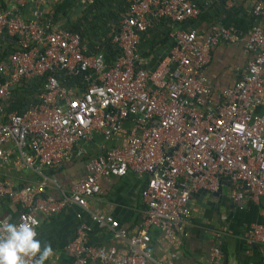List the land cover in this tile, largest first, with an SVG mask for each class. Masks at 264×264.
I'll list each match as a JSON object with an SVG mask.
<instances>
[{
  "label": "built area",
  "instance_id": "2783aa9c",
  "mask_svg": "<svg viewBox=\"0 0 264 264\" xmlns=\"http://www.w3.org/2000/svg\"><path fill=\"white\" fill-rule=\"evenodd\" d=\"M232 0H228L227 6ZM129 17L112 41L119 56L107 63L102 53L87 54L81 36L39 21H27L0 10V34L16 38L18 50L0 65V168L9 161L5 145H16L25 168L41 174L56 168L82 151V141L100 134L115 145L90 158L86 176L60 199L41 198L50 182L16 190L11 180L0 182V199L20 206L16 218H49L70 205L87 208L88 199L100 192L103 178H121L132 171L146 181L142 190L145 208L141 226L131 237L117 220L92 215L115 240L127 244V255L87 244L88 226L80 225L66 246L73 264H147L151 255L149 231L155 228L175 239L192 217V198L200 190L217 192L226 183L231 200L258 204L264 211V23L248 32L245 50L252 54L235 82L217 104L210 100L205 80L209 53L220 43L236 44L232 26L221 27L202 44L195 32L177 31L176 45L154 71L140 53L139 33L152 26L156 15L173 23L196 18L201 9L191 0H126ZM253 14L264 20V3ZM108 70L106 71V69ZM92 71L94 83L79 97H68L57 74ZM39 76L44 85L37 102L22 112H5L12 91L28 77ZM125 123L131 127L126 142L118 139ZM26 149L28 151H26ZM249 244L264 248V225H252L245 233ZM156 264H160L156 262ZM210 264H221L220 249L210 253Z\"/></svg>",
  "mask_w": 264,
  "mask_h": 264
},
{
  "label": "crops",
  "instance_id": "0c3cea01",
  "mask_svg": "<svg viewBox=\"0 0 264 264\" xmlns=\"http://www.w3.org/2000/svg\"><path fill=\"white\" fill-rule=\"evenodd\" d=\"M85 1L0 0V5L3 2L6 11L10 12L12 16L24 19V10L18 6L29 4L26 10L29 9L27 14L31 19L24 20H37L49 26L50 31H54L62 28L64 19L59 16L61 12L70 10L71 20L78 22L83 15L82 8H76L78 7L77 3L81 5ZM260 2L264 3V0H232L231 5L228 6L232 7V10L228 15L222 9L213 14L208 6L200 5L198 7L201 11L196 18L182 23L172 22L176 31L183 29L187 32H195L197 44H202L221 27L232 26L236 29L239 38L236 44L220 43L209 53L204 74L211 91L210 100L213 104L221 101L223 91L237 80L241 70L252 57V54L245 50V42L250 29L254 25L264 23L262 18H257L253 14L254 7ZM108 3L113 6V0H109ZM39 4H47L46 17H49L51 21L57 17V21L52 25L44 21L37 13ZM128 7L124 0V6L117 8L118 13L122 15V20L113 32H117L120 25L129 17ZM156 9L157 7H153L150 14L153 24ZM73 32L81 36L82 31ZM92 38L96 39V34H93ZM111 44L114 42L112 41ZM17 50L16 38L5 33L0 34V56L4 57L0 65L7 64L10 54ZM85 50L87 54L96 52L88 53L86 46ZM95 50H99V48L96 47ZM106 54L112 61L119 56L116 47L112 48L111 46ZM141 54L150 64L153 53L145 47ZM66 72L68 71L58 73L57 78L68 97L81 96L85 87L95 81V75L91 70L86 73L84 78H78L77 81L74 80L73 74H66ZM61 73L64 75L61 76ZM4 79L5 77L0 74V82ZM43 85L44 81L39 76H33L23 80L17 87L25 96L26 108L37 102V95ZM11 100L5 104V108L11 105ZM130 127V123L124 124L117 144L123 145L126 142ZM115 144L116 141H106L102 135L97 134L91 140L78 144L76 152L81 150V156L74 154L71 160L56 168L43 169L42 173L38 174L24 167L16 145L9 142L5 145V149L10 154L9 161L0 168V182L9 179L16 190H21L25 186L37 185L43 179L48 178L50 182L41 198L52 196L55 199H60L63 194H68L77 182L85 178L86 164L90 158L101 154L105 149ZM26 151L28 150L26 149ZM145 181V177H140L132 171L121 178H103L100 192L88 199L86 209L70 205L54 216L41 217L37 238L42 241V246L44 243H50L54 249V256L46 260L45 264H73L74 260L67 253L66 246L75 238L82 224L87 225L89 229L87 233L88 246L104 251L114 248L118 256L127 255V244L115 240L108 228L100 227L92 220V215H105L117 220L131 237L135 236L140 229L141 216L145 208L141 195ZM221 188L223 194L219 196L210 195L212 193L206 196L197 193L193 196L192 217L175 239L168 238L158 229H150L151 255L156 262L160 264H210L211 250L217 247L221 252V264H264L263 246L249 244L245 239V233L252 225H264V211L258 204L250 201L239 205L234 203L231 200L229 185L224 183ZM16 212L17 205L9 198L0 199V218L12 217V214ZM156 262L147 264H156ZM90 264L102 263L96 261Z\"/></svg>",
  "mask_w": 264,
  "mask_h": 264
},
{
  "label": "water",
  "instance_id": "95a60500",
  "mask_svg": "<svg viewBox=\"0 0 264 264\" xmlns=\"http://www.w3.org/2000/svg\"><path fill=\"white\" fill-rule=\"evenodd\" d=\"M197 6L202 5V7H209L212 10L213 14L218 13L220 9L225 11V14L228 15L232 10V7L227 6L228 0H191ZM109 0H86L83 4H78L76 8H82V18L78 22L71 20V11L61 12L60 17L64 19L62 24L63 30L66 31H82L81 32V41L87 47V52L102 53L106 59L107 63H111L110 59L106 52L109 49V46L116 47L118 53L120 48L117 43L111 44L113 37L115 36L114 29L118 27V24L122 20V15L118 13L117 8L124 6V0H113V6L108 3ZM32 5V2L30 3ZM76 6V4H75ZM26 7H29V4L24 6H18L24 10V19H31L29 17L28 10ZM47 4L38 5L37 13L40 14V17L44 19L47 23L52 25L57 21V17L54 20L46 17V8ZM179 31H185L179 29ZM187 31V30H186ZM176 30L172 22H169L166 17L155 16L154 24L149 27L145 32L139 33V49L142 53V49L145 47L153 53V59L147 68L151 71H154L158 63L168 56L170 52L175 48L176 45ZM96 34V39L92 38V35ZM161 39V40H160ZM96 47L99 50H95ZM156 47V50H155ZM147 55V53H146ZM108 68L106 69V71ZM75 72H66V74H73L74 80L78 78L82 79L85 77L86 73L74 74ZM64 73H61L63 76ZM61 79V78H60ZM198 193H202V196L210 194L212 196L222 195L223 190L219 188L217 192H208L206 190H200ZM196 195V194H195Z\"/></svg>",
  "mask_w": 264,
  "mask_h": 264
},
{
  "label": "clouds",
  "instance_id": "9594fccd",
  "mask_svg": "<svg viewBox=\"0 0 264 264\" xmlns=\"http://www.w3.org/2000/svg\"><path fill=\"white\" fill-rule=\"evenodd\" d=\"M39 221L29 217L21 222L0 223V264H45L54 256L50 243L38 239Z\"/></svg>",
  "mask_w": 264,
  "mask_h": 264
},
{
  "label": "trees",
  "instance_id": "16d2710c",
  "mask_svg": "<svg viewBox=\"0 0 264 264\" xmlns=\"http://www.w3.org/2000/svg\"><path fill=\"white\" fill-rule=\"evenodd\" d=\"M0 10L1 11H5V4L2 2V4L0 5ZM3 56H0V64L3 62ZM12 100H11V105L8 106L7 108H5V112L6 113H10V112H22L25 107H26V99L25 96L23 94V92L21 90H19L18 88H15L12 91ZM24 97V98H23ZM21 207L17 206V210H20ZM17 215V212L15 214H12V218L15 219ZM2 219V218H0Z\"/></svg>",
  "mask_w": 264,
  "mask_h": 264
}]
</instances>
